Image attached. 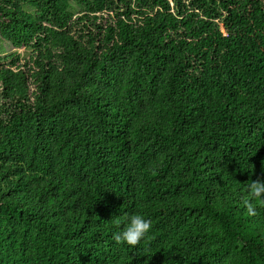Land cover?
<instances>
[{"label":"trees","instance_id":"trees-1","mask_svg":"<svg viewBox=\"0 0 264 264\" xmlns=\"http://www.w3.org/2000/svg\"><path fill=\"white\" fill-rule=\"evenodd\" d=\"M0 42V264H264V0H0Z\"/></svg>","mask_w":264,"mask_h":264},{"label":"clouds","instance_id":"clouds-1","mask_svg":"<svg viewBox=\"0 0 264 264\" xmlns=\"http://www.w3.org/2000/svg\"><path fill=\"white\" fill-rule=\"evenodd\" d=\"M248 196L244 198L243 204L247 209V215L255 216L257 207H264V177L252 180L247 186ZM122 231L113 235L117 244L126 243L136 248L141 242L150 239L152 223L140 214L125 216Z\"/></svg>","mask_w":264,"mask_h":264},{"label":"rangeland","instance_id":"rangeland-1","mask_svg":"<svg viewBox=\"0 0 264 264\" xmlns=\"http://www.w3.org/2000/svg\"><path fill=\"white\" fill-rule=\"evenodd\" d=\"M16 50L9 48V45L5 44L4 42H0V55L2 57H6L12 53H14ZM31 51L26 50H20V53L22 54V57H28L30 55Z\"/></svg>","mask_w":264,"mask_h":264}]
</instances>
